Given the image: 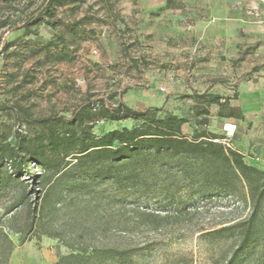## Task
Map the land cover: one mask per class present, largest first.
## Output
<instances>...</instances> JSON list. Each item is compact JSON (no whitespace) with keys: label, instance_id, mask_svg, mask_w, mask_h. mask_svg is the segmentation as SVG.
<instances>
[{"label":"rangeland","instance_id":"obj_1","mask_svg":"<svg viewBox=\"0 0 264 264\" xmlns=\"http://www.w3.org/2000/svg\"><path fill=\"white\" fill-rule=\"evenodd\" d=\"M42 1L0 0V25L6 22L0 27L2 141L17 145L20 133L33 150L43 143L47 156L61 158L62 145L47 147L52 134L73 130L77 137H101L141 124L100 120L83 129L71 121L35 122L69 119L89 98L184 117L188 137L217 124L215 111L195 115L194 90L259 93V100L246 95L242 102L252 108L264 104V0H54V16L27 31L21 26ZM256 66L263 67L254 71ZM261 115L264 110L248 113L250 120ZM250 120L241 129L226 123L224 133L227 125L235 126L234 133L253 147L264 128L252 130ZM252 147L248 156L256 155ZM130 169L74 167L58 180L31 164L19 181L4 175L0 228L15 244L8 264H55L81 250L98 256L90 264H227L237 243L214 232L248 215L244 189L201 198L200 186H188L181 175L173 181L163 171L155 181L134 184L126 179ZM36 205L34 230L27 232ZM24 235L29 239L21 244ZM107 248L130 258H104ZM3 258L0 253V264ZM237 264H264V238L238 252Z\"/></svg>","mask_w":264,"mask_h":264},{"label":"trees","instance_id":"obj_2","mask_svg":"<svg viewBox=\"0 0 264 264\" xmlns=\"http://www.w3.org/2000/svg\"><path fill=\"white\" fill-rule=\"evenodd\" d=\"M36 1L30 0L31 3ZM53 2L54 0H43L24 20L21 27L30 31L34 25L45 22L47 17L52 18ZM47 23L51 24L49 21ZM4 25L6 22L0 27ZM262 67L256 66L254 71H259ZM246 76L247 74H243L238 77L236 87ZM193 97L196 99L194 113L198 117H209L210 108L216 105L217 117L244 119L241 108L231 104L233 99H238V90L233 96H222L210 90L202 93L194 90ZM23 111L26 121L32 122L28 119L27 111ZM55 119L71 121L83 129L88 123L94 124L100 120L119 122L131 119L140 121L141 124L133 128L110 130L101 137H77L73 130L72 133L65 132L62 135L52 134L47 147L52 151L62 145L61 158L47 156L43 143L33 150L31 141L20 133H17V145L2 141L0 136V191L3 189L4 175L11 180L19 181L21 177L30 173L31 164L52 171L58 180L64 178L74 167L109 165L110 169L114 170L129 167L131 176L126 179L134 184L142 178L150 177L155 181L159 173L164 171L167 177L174 178L173 181L181 175L184 181L189 183L188 186L194 184L200 186L201 198L211 197L219 190L229 194H236L241 189L246 191L250 200L248 215L214 232L218 236H228L237 243V249L227 264H237L238 252L250 250L264 238V169L249 163L245 155L234 148L233 138L232 147H228L224 142L226 134L201 129L192 137H188L184 134V125L188 122L184 117L173 113H166L160 117L153 109L137 110L124 101L112 104L107 97L85 100L73 110L69 119L62 116L47 117L35 122L49 124ZM92 129L91 126L90 131ZM50 130L53 131L51 127ZM69 157L73 158L75 163L68 159ZM107 178L120 179L116 174H109ZM46 194L47 192L43 198L47 196ZM37 205L33 208L34 215L27 232L34 230ZM28 239L29 236L24 235L20 243L24 244ZM14 248V242L0 228V253L4 256L2 264L9 263ZM105 251L104 258L121 261L130 258L126 252H116L112 248ZM97 257L93 251L87 253L86 250H81L78 253L60 256L55 264H90Z\"/></svg>","mask_w":264,"mask_h":264},{"label":"crops","instance_id":"obj_3","mask_svg":"<svg viewBox=\"0 0 264 264\" xmlns=\"http://www.w3.org/2000/svg\"><path fill=\"white\" fill-rule=\"evenodd\" d=\"M239 93H240L239 97H238L239 99H237V100H240V101L236 100V102H234L232 100L231 104L233 106H235V107H240L241 108L242 112L244 113V119L243 120H240V119H225V118H219V117H217L215 115V118L217 119V124H216V126L209 125L207 127L208 130L223 135L225 133H224V128L222 126L224 124H226V123H229V122L236 123L235 124L236 125V129H237V127L241 129L243 127V125L247 121L250 120L249 117H248V113L249 112H254L255 111V112H259L260 113L262 110H264V104L260 103L261 101L257 102V105L255 107H253L254 109L251 106L248 107L246 104H244L242 102L243 98L246 95H248L250 100L257 101V100L260 99V97L263 96L262 94L259 95V93H255V94L250 93V94H246L245 95L244 92H242L241 90H240ZM210 110H211V114H213V111H215V114H216L217 111H218V106L213 105L210 108ZM250 122L252 124L249 123V125L251 126L252 130H254V131L257 130V129H260V128H264V116L263 115L258 116L256 119L250 120ZM251 140L253 141V138ZM233 142H234V148L237 149L238 151L242 152L245 155L246 160L249 163L254 164V165L264 169V138H261V139L260 138H258V139L256 138V141H254L255 145L253 147H255V150H256V155L255 156H248V151H249V149L252 146H251L250 142L248 141V139L244 138V137H240L238 132H236V134L234 135Z\"/></svg>","mask_w":264,"mask_h":264},{"label":"built area","instance_id":"obj_4","mask_svg":"<svg viewBox=\"0 0 264 264\" xmlns=\"http://www.w3.org/2000/svg\"><path fill=\"white\" fill-rule=\"evenodd\" d=\"M229 127L226 128V136L227 138L225 139V144L228 146V147H232L233 143H232V138L234 136V132H235V126H232V125H227Z\"/></svg>","mask_w":264,"mask_h":264}]
</instances>
